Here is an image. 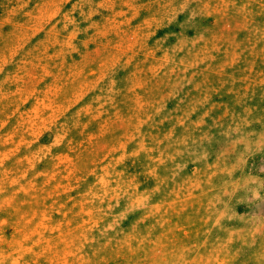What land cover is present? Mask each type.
Wrapping results in <instances>:
<instances>
[{
	"label": "rangeland",
	"instance_id": "obj_1",
	"mask_svg": "<svg viewBox=\"0 0 264 264\" xmlns=\"http://www.w3.org/2000/svg\"><path fill=\"white\" fill-rule=\"evenodd\" d=\"M0 264H264V0H0Z\"/></svg>",
	"mask_w": 264,
	"mask_h": 264
}]
</instances>
